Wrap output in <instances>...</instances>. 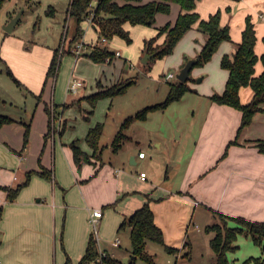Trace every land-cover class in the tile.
I'll return each instance as SVG.
<instances>
[{"label": "crops", "instance_id": "1", "mask_svg": "<svg viewBox=\"0 0 264 264\" xmlns=\"http://www.w3.org/2000/svg\"><path fill=\"white\" fill-rule=\"evenodd\" d=\"M219 9L222 10V23L231 27L232 38L220 45L213 56V62L211 59L203 69L208 70L214 63H221L225 54L232 55L237 50L249 14L256 25V52L260 57L264 53V13L261 11L264 9V0H198L197 11L202 18H208ZM180 12L181 5L172 2L171 11L158 13L154 25L126 22L124 26L130 33H141L145 45L147 39L158 33L159 27L167 23L174 24ZM83 28L85 32L82 39L85 43L95 44L100 41L99 33L90 20L83 23ZM165 38L166 34L161 35L157 43H163ZM207 38L208 35L195 24L177 43L175 57L178 58L173 64L181 69L187 60L179 57L180 50H186L185 53L196 57L198 50L194 48L195 43L202 44L198 47L201 51ZM117 40H121V37L116 36L108 41L110 49L112 44L118 43ZM37 48L38 46L35 47ZM20 50L26 61L33 58L34 51ZM114 50L119 51V56L122 57L120 49ZM42 53L38 77L31 75L32 78L23 79L33 96L41 94V99H38L31 113V131L27 145L25 146V122L28 120L22 118L19 122L16 119L17 121L5 124L0 129V186L15 187L25 181L28 171H42L44 168L50 170L53 180L33 174L30 183L21 189L14 201L8 199L7 190L0 189L1 264H65L67 254L73 264H78L86 252L89 236L94 231L90 214L96 208L103 210L99 222L100 248L125 264L128 263L132 250L131 228L120 230V224L147 201L154 211L156 223L164 232L165 243L178 247L179 255L186 251L187 240L192 245L191 256L196 253V231H200L201 225L195 219L199 213L208 218L207 213L201 212L202 210L198 212L202 209L201 205H206L207 210L214 209L215 213L221 211L230 216L264 220V153L257 146V141L264 139V111L255 114L252 124L242 131L238 141L232 143L228 154L222 157L229 143L237 137L242 111L211 99L215 107L212 111L217 118L212 121L208 115L205 120L200 130L201 136L197 138L189 154L181 184L177 188L159 185L154 179H149L145 170L137 174V171L128 168V163L138 164L147 158L148 153L144 150L145 157H140L139 152L143 150L139 149L140 145L124 148L125 142L135 138L137 144H140L141 139L152 140L151 133L148 137L138 131V119L127 130L129 137L121 148L117 151L113 149L112 156L105 159L106 146L102 143L104 150L101 158L91 156L93 149L87 143L86 136L88 130L98 123L97 118L96 122L87 114L82 118L81 109L79 108V114L75 110V106L82 104L77 100L88 95L73 96L74 93L69 91L68 87L73 79L72 71L68 72L67 60L56 76L47 78L54 48L44 47ZM68 56L73 55L66 54L65 57ZM167 61L168 58L165 63ZM263 69L264 65L259 60L255 74L259 75ZM226 70H223L224 77L222 74L225 83L222 82L224 85L218 92L225 89L229 77V70ZM114 80L103 83L98 79V82L101 81L103 88H106L118 81ZM206 93L210 97L214 91L207 90ZM253 95L251 86L241 89L244 103L251 101ZM1 101L4 105L7 104L6 100ZM65 104L72 105V108L67 110ZM26 106L29 114V107ZM49 106L53 117H50L52 115L47 109ZM61 106L63 111L57 114ZM82 107L86 111L85 105ZM148 119L149 115L144 121ZM63 121L65 129L61 134ZM123 121L120 119L117 122L116 133ZM182 134L180 132L178 136ZM72 143L79 145L91 156L80 167L75 162ZM155 143L158 149L162 147L160 139H155ZM212 144L213 148L217 146L214 151ZM171 162V168L174 169L178 160L172 157ZM142 172H146L145 179L140 176ZM230 224L235 223L230 221ZM207 225H204L205 228ZM212 237L207 236L209 245ZM209 254L208 251V256Z\"/></svg>", "mask_w": 264, "mask_h": 264}, {"label": "rangeland", "instance_id": "2", "mask_svg": "<svg viewBox=\"0 0 264 264\" xmlns=\"http://www.w3.org/2000/svg\"><path fill=\"white\" fill-rule=\"evenodd\" d=\"M70 2L71 0H6L0 7V101H7L5 105L3 101L0 102V113L10 115L18 119L19 122L22 118L28 120V122L31 120V113L34 111L33 109L39 98L33 96L24 84L23 79L24 77L30 79L33 77L31 75L38 77L44 47L55 49L62 42L65 31L67 36L69 33L71 35L69 28L73 26L74 20L69 15ZM9 11L14 13V16L22 11L21 18L14 27L13 33L11 32L12 34H6L4 29L5 24L10 20H8ZM261 11L264 13V9H261ZM141 36V33L133 31L131 33L133 38L131 43L121 38V40H117V44H112L111 50L115 52L114 49H120L122 51V57L117 56L112 62H95L88 55L82 54L80 56L73 55L74 57H65L66 55H64L61 63V65L63 64L61 67H63L67 60L69 62L67 65L68 72L69 70L72 71V79L84 82V85L73 96L80 97L96 92L99 89L98 79L103 83H110L111 79L113 81H115L114 79L119 80L130 77L136 79V83L131 85L126 92L115 97L100 99L94 108L86 99L81 101L82 104L75 106L78 114L80 109L82 112L85 111L82 105L87 108V112L82 113L80 111L82 118L84 114H87L94 120L97 118V122H104L105 130L101 143L106 146L104 150L105 159H108L113 153L112 141L116 135L117 122L120 119L123 121L127 116L134 115L147 106L163 102L168 95L170 83L178 80L177 73L182 69L173 64L174 60L178 58V56L175 57L178 51L176 49L164 58L151 59L149 63L143 62L146 52H144ZM199 45L202 44L195 43L194 47L198 50L196 52L197 56L200 52ZM36 46H38L37 49H35ZM20 49L34 51L33 58L26 61ZM185 51L180 50L179 57H183L184 60L197 58V56H190ZM167 58L168 61L165 63ZM213 60L212 58L211 62ZM208 63L196 65L192 68L188 84L194 91H188L180 100L170 103L165 108L150 111L147 121L138 119V131L148 137L151 133L152 140L143 141L140 138L141 142L137 144V138H135L125 142L124 148L140 145L139 149L141 148L148 153L147 158L141 160L138 164L128 163L129 169L137 171V174L141 170H145L149 179H154L159 185L177 188L181 184L189 154L192 152L197 138L201 136L200 130L205 120L208 115L212 121L217 118L216 113L212 111V109H215L214 103L207 96L206 91L218 92V89L224 85L222 84L224 81L222 78V74L224 77L223 70H227L218 62L214 63L208 70L203 69ZM32 64L33 66H31ZM9 70L13 72L20 83L8 73ZM170 71L175 76L167 79ZM26 105L29 107V114L26 111ZM71 106L70 104L67 105V110L72 108ZM62 107H59L57 114L58 112L59 114L62 113ZM88 110L95 111L92 114L91 112L88 113ZM180 132L183 134L179 137L178 133ZM155 139L162 141L163 144L160 149L156 147ZM214 144H212V151L217 148V146L213 148ZM136 153L138 154V150ZM172 157L178 160L174 169L171 168L173 164L171 162ZM200 207L202 209H199L198 212L202 210L201 212L208 214V218L199 213L197 219H195V222L201 225L200 231H196V253L189 257L183 255L184 252L182 255L171 253L165 249L162 243L149 240L148 250L153 254L156 264L215 263V252L207 240V236H213L214 232L207 231L204 225L217 222L219 218L216 216L214 209L209 208L207 210L206 205ZM236 242L239 247L235 251H229L228 256L230 260L235 261L237 264H248L245 262L251 256H263L261 247L250 236L240 234ZM208 251L211 254L209 256ZM136 264L148 263L139 259Z\"/></svg>", "mask_w": 264, "mask_h": 264}, {"label": "trees", "instance_id": "3", "mask_svg": "<svg viewBox=\"0 0 264 264\" xmlns=\"http://www.w3.org/2000/svg\"><path fill=\"white\" fill-rule=\"evenodd\" d=\"M6 0H0V7ZM94 0H71L69 6V15L73 18L74 23L69 29L71 31L67 36L66 50L60 54L59 46L54 49V56L47 71V78L56 76L61 67L62 58L64 55H73L70 48L83 37L84 28L83 23L93 14L92 24L99 33V39L103 37L112 40L119 36L125 39L128 43L133 41L131 33L125 28L124 24L130 22L131 24H142L152 26L156 22L158 13H169L171 11L172 2L181 5V12L174 24L167 23L158 28V33L147 39L144 45V52L152 54L151 59H160L168 56L174 52L177 43L195 24L198 25L199 30L206 33L208 38L201 51L197 56L196 65H204L209 62L220 45L224 41L231 40V27L229 24L222 23V10L219 9L212 13L208 18H202L197 11L198 0H151L143 2L142 0H96L95 7H93ZM240 1V0H236ZM54 10V9H53ZM8 20L14 16V13L8 12ZM7 20V21H8ZM6 34L9 32L6 31ZM166 34L163 43H157L161 35ZM257 29L251 14L247 15L245 28L242 32V40L239 43L237 50L231 54H225L222 57V67L229 70V77L223 92H216L210 97L213 101L220 104H227L242 111V121L238 129L237 137L232 140L223 156L228 154L229 146L236 143L242 131L252 124L256 113L264 111V69L256 75V64L259 60L264 65V53L259 57L256 52L257 43ZM264 41V37H263ZM90 58L95 62H107V58L111 61L116 57L115 52L110 49L107 44H95L90 52H86ZM188 60V59H187ZM193 66V67H194ZM192 71V70H191ZM8 73L18 82L11 70ZM136 83L133 77L119 79L114 84L103 88L101 81L98 82L99 89L88 95L81 97L77 102L79 104L83 99L88 100L92 108L96 107L100 99L106 97H115L128 90V88ZM244 86H251L253 90V98L251 101L244 103L241 98V89ZM188 91L194 89L188 84V81L183 82L177 80L170 83L168 95L163 102L156 103L139 110L134 115L127 116L122 122L117 131L112 146L115 151L121 148L124 141L129 137L127 130L136 119H146L150 111L157 108H165L170 103L180 100ZM39 100L41 94L37 95ZM74 103V102H73ZM69 104H65L66 107ZM50 115L51 108H47ZM90 112H93L90 111ZM50 117H53L50 116ZM56 118V117H55ZM17 121L14 117L0 113V129L5 124H10ZM25 146L27 145L31 131V121L25 122ZM60 133L63 134L65 129V122L62 123ZM50 129L51 126H50ZM104 122H98L95 126L88 130L86 140L89 146L93 149L91 156L100 157L104 150L101 144V137L104 133ZM74 152V158L77 165L80 167L83 163L88 162L91 156L88 152L83 150L76 143L71 144ZM257 146L260 152L264 153V139L257 141ZM40 174L46 179L53 180V175L49 169L44 168L42 171L30 170L26 173L24 182L19 183L15 187L0 186V189L8 191V199L14 201L21 189L30 183L33 174ZM2 208L0 209V217ZM216 216L219 221L206 226L207 231L214 232L210 240V245L215 252L216 261L214 264H237L235 261L229 259L228 252L235 251L239 245L237 239L240 234L248 235L252 240L261 247L263 256H251L245 263L264 264V220H251L244 216H230L221 211H216ZM230 221L235 224L231 225ZM131 228V255L127 264H136L139 259L148 264H156L153 254L148 250V241L153 240L164 245L165 249L171 253H178L180 249L165 243L164 232L162 228L156 223L154 211L147 201L143 206L136 209L131 215L125 217L120 224V230L123 228ZM186 251L183 255L189 257L192 254L190 241L185 242ZM100 245L97 235L94 231L91 232L87 244V249L78 264H125L122 260L114 258L109 253L103 256L100 261ZM65 264H73L72 259L67 254Z\"/></svg>", "mask_w": 264, "mask_h": 264}, {"label": "built area", "instance_id": "4", "mask_svg": "<svg viewBox=\"0 0 264 264\" xmlns=\"http://www.w3.org/2000/svg\"><path fill=\"white\" fill-rule=\"evenodd\" d=\"M96 0L93 1V7H95V2ZM92 18H93V14L88 17V20H90L92 22ZM67 40V32L65 31L64 33V37H63V40H62V44H61V47H60V54H62L67 47L66 45V41ZM109 41L108 38L106 37H103L100 41H98L97 43L95 44H107ZM95 44H87L83 41V39H80L79 41H77L71 48H70V52L75 55V56H80L82 54H85L86 52H90L92 50V47L95 45ZM115 55L116 56H119L120 55V52H115ZM107 62H110L111 61V58H107L106 59ZM175 76L174 73H170L168 78L170 77H173ZM84 85V82L82 80H78V79H73L70 84H69V91L70 92H73V93H76L78 91V89ZM139 155L140 157H145L146 155V152L144 150L140 151L139 152ZM142 179H145L146 178V172H142L141 175ZM16 178V176H15ZM103 216V210L101 208H96L94 209L91 214H90V222L93 226V229H94V232L96 233L97 235V238H98V241H99V222H100V218ZM108 252H106L105 250H102L100 248V257L97 259L98 261L101 260V258L103 256H106ZM1 264V263H0Z\"/></svg>", "mask_w": 264, "mask_h": 264}, {"label": "water", "instance_id": "5", "mask_svg": "<svg viewBox=\"0 0 264 264\" xmlns=\"http://www.w3.org/2000/svg\"><path fill=\"white\" fill-rule=\"evenodd\" d=\"M22 15V11L18 12L15 16H13L8 23L5 24L4 29L7 32H12L16 24L19 22ZM152 54L146 53L143 57V62H148V60L151 58ZM197 58H192L186 62V64L182 67L180 72L177 74V77L179 80L186 82L190 78L191 70L195 63H197Z\"/></svg>", "mask_w": 264, "mask_h": 264}]
</instances>
